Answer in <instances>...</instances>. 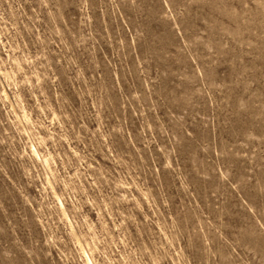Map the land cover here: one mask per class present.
Here are the masks:
<instances>
[{
	"label": "rangeland",
	"instance_id": "obj_1",
	"mask_svg": "<svg viewBox=\"0 0 264 264\" xmlns=\"http://www.w3.org/2000/svg\"><path fill=\"white\" fill-rule=\"evenodd\" d=\"M0 264H264V0H0Z\"/></svg>",
	"mask_w": 264,
	"mask_h": 264
}]
</instances>
